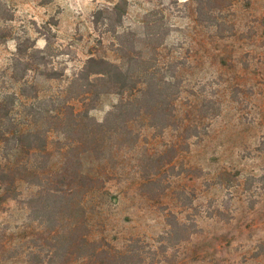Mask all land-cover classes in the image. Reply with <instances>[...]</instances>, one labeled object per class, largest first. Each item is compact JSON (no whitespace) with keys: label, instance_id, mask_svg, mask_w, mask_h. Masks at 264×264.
<instances>
[{"label":"rangeland","instance_id":"1","mask_svg":"<svg viewBox=\"0 0 264 264\" xmlns=\"http://www.w3.org/2000/svg\"><path fill=\"white\" fill-rule=\"evenodd\" d=\"M118 1L0 0L13 13L0 19V97L17 105L23 93L55 96L90 56L118 60L114 36L93 23L97 9ZM126 1L121 30L149 10L153 20L167 23L159 58L177 65L174 80L182 84L174 92L176 112L186 117L203 95L221 112L207 117L197 133L187 132L186 141L180 122L161 128L153 104L151 119L142 113L143 103L139 119L128 129L119 126L103 144L74 130L70 108L62 106L59 122L56 112L39 121L51 128L49 165L59 170L67 164L93 180L80 188L75 208L52 202L46 208L52 176L40 186L18 181L8 199L0 189V264H81L70 254L72 246L62 244L77 222L106 249L134 254L126 264H264V0ZM46 23L56 34L58 78L37 83L30 73L27 79L37 85L23 90V81L12 78L17 37L30 36L43 47ZM64 92L61 99L84 109L77 88ZM119 97L110 90L90 114L102 120ZM18 111L13 113L21 115L23 107ZM78 139L80 148L72 144Z\"/></svg>","mask_w":264,"mask_h":264},{"label":"trees","instance_id":"2","mask_svg":"<svg viewBox=\"0 0 264 264\" xmlns=\"http://www.w3.org/2000/svg\"><path fill=\"white\" fill-rule=\"evenodd\" d=\"M126 12L127 1L119 0L113 5L97 9L93 15L95 29L102 34L114 36L115 41H112V46L116 54H119V61L101 56H90L82 67L73 73L62 92L55 96L40 98L36 93L31 98L23 93L17 105L10 96L0 97V189L3 191V199L16 195L18 181L40 186L44 181L43 177L48 175V179L52 176L55 180L51 179L53 184L49 182L52 186L47 189L46 208L54 205L75 208L81 204L76 200L77 194L86 180L92 181L93 178L84 172H74L67 164L61 166L59 170L50 166L52 154L48 150V140L51 128L44 127V123L38 124L39 121L47 122L55 112L59 118L57 122L62 120V106L70 108L71 115L76 122L73 126L74 130L86 133L87 137L97 144H103L114 136L116 137L119 126L130 128L131 124L141 116L140 110L143 108V103L146 104L147 109L142 113L146 114L148 119L152 118L149 104L157 108L155 114L163 122L161 125L163 130L178 126L180 122L185 132V135H182L184 141L189 137L187 132L197 133V129L207 117L212 118L220 114V105L210 101L206 95H203L200 101L191 104L192 109L186 112V117L183 118L176 112L174 92L178 91L182 84V81L174 80V70L177 69V65L163 63L159 58L160 48L166 44L169 34L163 29L167 23L161 19L153 20V12L149 10L143 14V20L134 27L121 30ZM198 12L201 13V9ZM0 13H2L1 20L12 19L13 13L7 6L0 5ZM211 16L214 19L217 17V15ZM43 28H45L43 47L37 46L30 36L17 37L12 63V78L15 81H23V90L34 88L33 86L38 83L37 80L49 83L58 78L53 65L54 56L58 51L55 45L56 34L51 23L44 24ZM169 70H173L174 73L169 74ZM30 73H33L37 83L27 79ZM73 87L79 90L80 93L76 98L81 99L85 106L79 112L74 109L73 104L61 99L62 94L65 93L64 89L68 91ZM110 90H115L119 94V100L102 120H98L90 114V111L94 102L99 101L101 96L109 93ZM211 102H213V108H210ZM49 106L54 107L49 108ZM22 107L24 112L18 116L25 121L19 122V117L13 112L17 110L19 113L18 109L21 110ZM197 107L201 111L208 109V113L200 116L197 115L198 110L196 113L192 112L191 115L189 112ZM80 117H83V120L86 119V122L79 121ZM112 126H116L115 129ZM75 143L79 144L78 148L82 147V139L72 142V144ZM81 154L80 152L79 159ZM73 173L76 174L73 175ZM77 223L72 225L69 236L62 239V244L68 243L72 246L70 254L76 255L73 257V259L76 258V262L126 264L130 257H134V254L129 255L118 250L117 252L106 249L96 240H92L88 233H81L82 226L80 222ZM71 255H67L68 261Z\"/></svg>","mask_w":264,"mask_h":264}]
</instances>
